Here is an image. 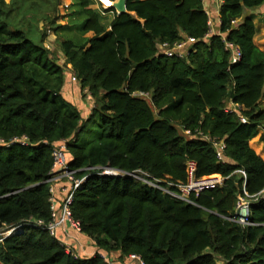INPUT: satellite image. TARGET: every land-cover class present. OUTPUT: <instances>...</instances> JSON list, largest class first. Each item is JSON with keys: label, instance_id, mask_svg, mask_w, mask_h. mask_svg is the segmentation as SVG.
Here are the masks:
<instances>
[{"label": "trees", "instance_id": "1", "mask_svg": "<svg viewBox=\"0 0 264 264\" xmlns=\"http://www.w3.org/2000/svg\"><path fill=\"white\" fill-rule=\"evenodd\" d=\"M72 1L79 35L60 38L68 28L56 22L61 0H0V137L26 135L32 143L0 147L12 151L0 155V234L52 219L53 147L66 140L70 168L86 178L72 217L99 250L117 261L137 254L146 264H264V143L255 140L264 130V50L246 15L264 0H223L222 35L208 40L203 0H126L108 30L92 0ZM41 3L51 10H32ZM13 12L27 26L13 25ZM39 21L57 35L64 65ZM184 35L198 39L186 57L160 52V43L172 46ZM223 36L241 50L235 64ZM73 76L96 100L88 116L64 95ZM230 101L243 107L247 123L226 111ZM207 137L225 142L222 160ZM189 160L198 177L220 175L223 185L190 201L165 191L186 182ZM245 192L247 226L234 219ZM0 264L107 263L76 259L47 229L24 226L0 235Z\"/></svg>", "mask_w": 264, "mask_h": 264}, {"label": "built area", "instance_id": "2", "mask_svg": "<svg viewBox=\"0 0 264 264\" xmlns=\"http://www.w3.org/2000/svg\"><path fill=\"white\" fill-rule=\"evenodd\" d=\"M98 4L107 10H112L114 8V4L116 0H95ZM205 0H203L204 2ZM116 10V9H115ZM207 11V10H206ZM117 13V10H116ZM209 14V12L207 11ZM118 14V13H117ZM210 16V14H209ZM210 26L212 27V21L210 18ZM218 34L222 35L221 32ZM214 33L210 28V32L204 37V40H208ZM185 37L176 42L174 45H169L168 43H161L160 45V52L167 56H179L184 58L188 55L189 51L193 49V45L198 41L197 38ZM223 39L226 44V49L231 53V63H237L241 57L242 53L240 48L232 41H228L225 36ZM73 82H78L77 78L73 76L71 78ZM85 92H89L88 89L84 90ZM136 95H145L144 93L140 92ZM243 107L233 101H230V104L226 108L228 113H235L238 115L240 120L243 123H247L249 120L248 118L242 114ZM208 140H212L216 150L217 156L220 160L223 159V150L225 148V142L223 140H218L216 138L207 137ZM47 144V142H46ZM13 146H22V147H32V143L28 136L24 135L21 137H14L10 140H6L0 137V147L10 148ZM53 166L51 170V178L50 181L52 182L51 186V210H52V219L45 223L42 220H29L28 222L21 224L15 228L9 229L6 232H2L0 235L7 237L13 233L22 231L24 226H38L47 229L51 235L55 236L61 245H63L66 249V252L72 254L76 259H93L96 257H101L107 264H116L114 258L110 256L108 253L97 249L92 253L83 254L82 250L78 248V237L75 234H71L68 228H72L76 234H81L82 229L79 221H76L72 217L70 206L73 201L74 193L77 189L81 187V185L85 181V177L79 178L76 176V172L78 170L71 169L69 166V160L67 156V145L66 140L58 143L53 147ZM111 170V175H117L115 173L117 170L107 168V171ZM106 171V172H107ZM243 174L244 171H242ZM108 174V173H107ZM120 174V173H119ZM134 177L144 180L156 187H161L159 184L154 183L145 177L138 176L133 174ZM225 178L220 175H214L211 177H203L200 178L197 176V163L193 160H189L187 163V180L185 183L177 184L176 187L178 191H171L169 189H165L168 193L173 195L176 198L190 201L189 197L191 194H199L206 190H212L216 187L222 186L224 183ZM174 183H171L173 185ZM62 191L63 197L58 198L57 192ZM247 196H241L240 200L237 205L236 215L234 217L235 221L241 223L243 226L252 225L253 223L249 220V209H250V200L248 198V194L245 192ZM61 227L67 228L66 232L61 234L59 233V229ZM129 260L132 261V264H146L143 258L140 255L132 254L128 257Z\"/></svg>", "mask_w": 264, "mask_h": 264}, {"label": "rangeland", "instance_id": "3", "mask_svg": "<svg viewBox=\"0 0 264 264\" xmlns=\"http://www.w3.org/2000/svg\"><path fill=\"white\" fill-rule=\"evenodd\" d=\"M7 2H10V0H6ZM40 2L42 0H39ZM15 7H18V4L15 5ZM91 7L95 10H98V7L103 9L97 1L95 0H92V3H91ZM51 10V9H45L46 6L43 5L42 3L41 4H37L36 7L34 6V8L32 10ZM59 10H61V17L58 18V20L56 21L57 24H62V25H68V28L66 29V31H61L60 30V38H67V37H75L77 35H79V32H78V26L76 25H73V21L71 19V14L74 12V10H77L74 6H73V1L72 0H61V5L59 7ZM16 12H13V17L11 18L12 19V23L13 25H24L23 26H27L25 20L26 19H23V13H19L17 14ZM33 14L30 13L28 14L27 16L30 17L32 16ZM253 18H254V22H255V26L257 28V33L255 35V38L254 40H256L258 43H260L261 41L264 42V10H261V11H251L250 14ZM53 17H55V15L53 14ZM99 17H100V20L102 22V24L107 28L108 26H110V24L112 23V21L114 20V14L113 12H99ZM213 19L211 18V21ZM241 20H238L236 21L237 22H240ZM26 24V25H25ZM38 28L39 29H44V30H47L48 32V37H47V40H46V44H51L52 46V49L56 52L57 54V57H58V61H59V64L61 65H64V62H65V58H64V54L61 52V47H60V44L59 42L57 41L56 39V34L54 33V30L50 27V23L47 22V21H39L38 23ZM211 30H212V33H214V26H213V21H212V27H211ZM35 34V33H33ZM83 93V92H82ZM89 94V95H88ZM82 101L81 102H84L85 104L83 105V110H87V112H90L91 113V110L92 108L96 105V100L95 98L93 97H88V96H91L90 92H88L87 94L86 93H83L82 94ZM141 96V95H140ZM145 98H147L149 101H151V95L149 94H145L143 95ZM74 100V101H73ZM72 102L77 105H79V101L76 100V99H73ZM262 106H264V100L262 102ZM89 113V114H90ZM88 113H85L84 115L85 116H88L87 115ZM97 131V125L94 126V128L92 129L91 133H90V136H92L95 132ZM264 130L263 128H259V134L256 136L255 140H258L260 143H264V141L261 140V135L263 134ZM253 140L251 143H254ZM18 150V149H17ZM12 151L9 150V149H3L0 151V155L3 156V157H8L9 155H11ZM111 170L107 171L106 173L110 174V173H113V172H110ZM115 173L119 174L120 172L119 171H116ZM6 232V231H5Z\"/></svg>", "mask_w": 264, "mask_h": 264}, {"label": "crops", "instance_id": "4", "mask_svg": "<svg viewBox=\"0 0 264 264\" xmlns=\"http://www.w3.org/2000/svg\"><path fill=\"white\" fill-rule=\"evenodd\" d=\"M223 4V0H205L204 1V6H205V9L209 12L210 14V18H212L213 20V26H214V34H218L220 32V19H219V12H220V9H221V6ZM261 10H264V5L262 6H259V7H256V8H253V9H250V11L247 12L246 15H249L251 11H261ZM98 12H113L114 14V17L116 15V10L115 9H112V10H107V9H101L98 7ZM254 19V18H253ZM111 28V24L110 26L107 27V30ZM94 35L93 32H89L86 34V36L88 37H92ZM56 39H57V36H56ZM256 45L261 49V50H264V42L261 41L260 43H258L256 40H254ZM160 45L161 43L158 45L159 48H160ZM50 49H52V46L51 44H48L47 45ZM53 50V49H52ZM61 52L63 53V51L61 50ZM65 58V57H64ZM80 83H76V82H73L71 79H68L66 78V81H65V85H64V95L67 99H69L70 101H72L73 99H76L79 101V109L82 111L83 114L85 113H90V112H87V110H83V105L85 104L84 102H81L82 101V94L83 93H88V92H85V91H81L80 90ZM83 92V93H82ZM89 95V94H88ZM91 98V96H88ZM74 101V100H73ZM263 102V101H262ZM264 107V106H263ZM87 114V115H88ZM57 197L60 199L63 197V192L62 191H58L57 192ZM71 232V234H75L77 237H78V248L79 250H82V253L83 254H87V253H92L94 251H96L98 248L95 246V244L93 243V241L90 240V238H88L86 235L84 234H76L75 231L72 229V228H68ZM67 230V228L65 227H61L59 229V233L63 234L65 233ZM116 255H113V258L116 259L115 257ZM116 264H132V261L129 260L128 258L124 259L123 261H117V259L115 260Z\"/></svg>", "mask_w": 264, "mask_h": 264}, {"label": "water", "instance_id": "5", "mask_svg": "<svg viewBox=\"0 0 264 264\" xmlns=\"http://www.w3.org/2000/svg\"><path fill=\"white\" fill-rule=\"evenodd\" d=\"M114 8L117 10L118 14H121L123 12H126L127 8H126V0H116L115 4H114ZM111 169V168H109ZM119 172H122L120 170H117Z\"/></svg>", "mask_w": 264, "mask_h": 264}]
</instances>
